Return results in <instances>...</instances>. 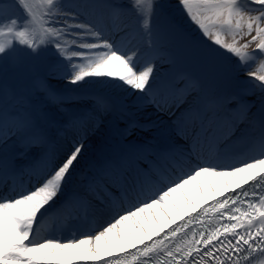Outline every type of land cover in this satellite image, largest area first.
Returning <instances> with one entry per match:
<instances>
[{
  "label": "snow or ice",
  "instance_id": "6c2138e0",
  "mask_svg": "<svg viewBox=\"0 0 264 264\" xmlns=\"http://www.w3.org/2000/svg\"><path fill=\"white\" fill-rule=\"evenodd\" d=\"M160 9L0 0V264H264V0Z\"/></svg>",
  "mask_w": 264,
  "mask_h": 264
},
{
  "label": "rangeland",
  "instance_id": "374dc122",
  "mask_svg": "<svg viewBox=\"0 0 264 264\" xmlns=\"http://www.w3.org/2000/svg\"><path fill=\"white\" fill-rule=\"evenodd\" d=\"M123 2H125V0H123ZM157 2L161 5V9H160V17L159 20L161 23L167 22L170 19V13H174L175 9H176V0H157ZM127 3V2H125ZM164 8V9H163ZM163 10H165L166 12H163ZM187 25H184V28L187 29ZM244 41L242 40L241 43H243ZM61 84L63 82H60ZM103 82H97L95 80H89V83L86 86H89L90 84L95 85V86H102ZM64 85H66V87H71V85H68L66 82L63 83ZM104 84V83H103ZM104 86V85H103ZM60 87H62V85H60ZM106 130H101V133H99L97 135L96 138H101V134L105 133ZM136 136V131L134 133V137ZM148 137V135H146ZM153 135H150V137ZM95 140V138H94ZM91 143V141H88L87 143ZM84 156L81 158V162L83 160Z\"/></svg>",
  "mask_w": 264,
  "mask_h": 264
}]
</instances>
